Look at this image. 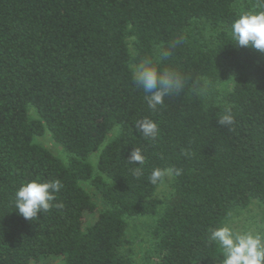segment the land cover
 Returning <instances> with one entry per match:
<instances>
[{
  "label": "trees",
  "instance_id": "trees-1",
  "mask_svg": "<svg viewBox=\"0 0 264 264\" xmlns=\"http://www.w3.org/2000/svg\"><path fill=\"white\" fill-rule=\"evenodd\" d=\"M242 1L264 10V0H0V264H132L120 249L140 216L156 217L152 264H222L210 230L264 206V55L231 39ZM181 38L160 66L181 71L185 89L152 110L131 66ZM230 77L234 123L221 126L226 107L197 89ZM144 118L159 127L154 140L136 130ZM45 129L67 164L33 143ZM136 148L142 166L128 161ZM154 169L164 173L155 184ZM36 179L61 182L53 204L63 207L26 220L14 197Z\"/></svg>",
  "mask_w": 264,
  "mask_h": 264
},
{
  "label": "clouds",
  "instance_id": "clouds-1",
  "mask_svg": "<svg viewBox=\"0 0 264 264\" xmlns=\"http://www.w3.org/2000/svg\"><path fill=\"white\" fill-rule=\"evenodd\" d=\"M231 39L235 46L254 49L264 55V10L244 11L230 25ZM182 39L173 40L168 47H157L153 57L142 59L131 66V79L134 85L145 93L148 107L156 110L162 106L165 98L178 95L186 86V78L177 68L161 67L162 61L172 55L174 49L182 43ZM230 80V79H229ZM201 94L203 87L197 89ZM234 116L231 107H226L218 120L221 126H231ZM136 130L144 137L155 139L159 133L156 122L144 118L136 124ZM145 157L140 149H133L128 161L130 164L142 166ZM134 174L139 175L138 168ZM179 175V170L176 171ZM164 175L162 170L154 169L149 177L151 183H157ZM62 188L59 180L25 182L16 191L14 206L26 220L37 218L38 214L48 212L52 207L62 208V203L53 204L55 193ZM209 242L219 246L222 252V264H264V234L234 231L226 224L210 230Z\"/></svg>",
  "mask_w": 264,
  "mask_h": 264
},
{
  "label": "rangeland",
  "instance_id": "rangeland-1",
  "mask_svg": "<svg viewBox=\"0 0 264 264\" xmlns=\"http://www.w3.org/2000/svg\"><path fill=\"white\" fill-rule=\"evenodd\" d=\"M237 9L240 12L246 11L245 2L242 1L238 5ZM132 41V39L127 40L130 54H133ZM229 79L219 85L207 87L203 94L206 101L224 109L227 106L226 97L232 90L234 82L233 78L230 77ZM28 116L33 120L38 119L35 110L31 107L28 109ZM117 131L118 129L115 128L109 134L107 141L114 138ZM33 143L48 150L63 164H67L69 155L63 151L60 145L55 143L47 129H45L41 136L34 138ZM98 154L99 153H95L91 155L89 159L93 167L96 166ZM83 188L88 192L93 202L97 203L98 208H100V196L96 194V191L89 186L88 183L83 184ZM171 192V176L167 174L154 195V199L160 204V209L163 208L164 202L169 198ZM93 218L92 216L88 217L89 221H92ZM155 219L156 217L140 216L127 221L125 242L120 249V253L129 258L132 264H152L155 261L156 256L154 253V240L152 237V226ZM226 225L238 232L264 234V206L258 202H253L247 210L239 213L235 217H232ZM59 263L60 262L57 259H48L40 264Z\"/></svg>",
  "mask_w": 264,
  "mask_h": 264
}]
</instances>
